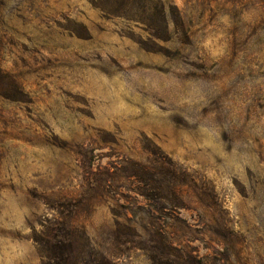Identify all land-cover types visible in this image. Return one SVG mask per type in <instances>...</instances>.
Here are the masks:
<instances>
[{
	"label": "rangeland",
	"instance_id": "obj_1",
	"mask_svg": "<svg viewBox=\"0 0 264 264\" xmlns=\"http://www.w3.org/2000/svg\"><path fill=\"white\" fill-rule=\"evenodd\" d=\"M55 220L77 264H264V0H0V264Z\"/></svg>",
	"mask_w": 264,
	"mask_h": 264
},
{
	"label": "trees",
	"instance_id": "obj_2",
	"mask_svg": "<svg viewBox=\"0 0 264 264\" xmlns=\"http://www.w3.org/2000/svg\"><path fill=\"white\" fill-rule=\"evenodd\" d=\"M134 174L135 177L141 180L147 179L158 184L159 179H157V181H154L155 179L153 180L154 170L147 166L136 164ZM149 176L151 179L146 178ZM162 176L169 177L171 175L163 173ZM162 184H160L158 187V191H160L161 194L166 193V191L175 193L174 185H171L173 183L165 186H162ZM32 241L40 249L42 255L41 264H77L74 234L71 226L67 222H58L56 220L53 221L51 224H49L44 232H41L38 235H33ZM91 264L116 263L109 260L103 254H96V256L92 259Z\"/></svg>",
	"mask_w": 264,
	"mask_h": 264
}]
</instances>
